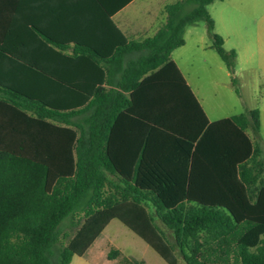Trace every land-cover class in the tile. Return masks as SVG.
<instances>
[{
  "label": "trees",
  "instance_id": "16d2710c",
  "mask_svg": "<svg viewBox=\"0 0 264 264\" xmlns=\"http://www.w3.org/2000/svg\"><path fill=\"white\" fill-rule=\"evenodd\" d=\"M212 1L165 5L166 21L156 33L127 47H43L53 61H64L65 76L58 68L34 66L31 47H5L0 41V264H68L113 217L168 264H177L178 255L185 264H264L259 110L246 107L209 123L169 58L184 44L185 27L203 20L211 48L234 73L236 53L213 31L207 10ZM140 48L147 54L100 66ZM168 67L204 121L192 139L140 111L165 108L146 93ZM231 83L241 97L233 76ZM123 113L141 115L187 145L181 152L186 178L174 177L160 163L146 165L147 175L138 165L133 176L108 177L118 168L110 157V132ZM206 136L207 178L197 179L194 160ZM116 254L110 250L108 257Z\"/></svg>",
  "mask_w": 264,
  "mask_h": 264
},
{
  "label": "crops",
  "instance_id": "0c3cea01",
  "mask_svg": "<svg viewBox=\"0 0 264 264\" xmlns=\"http://www.w3.org/2000/svg\"><path fill=\"white\" fill-rule=\"evenodd\" d=\"M176 1L0 0V41L5 47H31L29 53L35 58L34 66L58 68L57 72L65 76L61 70L66 66L64 61H53L49 51L45 55L43 47H106L107 51H110V47H127L129 42H139L152 37L166 21L165 5ZM6 36L11 38L5 41ZM179 48L182 47L173 49L169 58L197 99L208 122L229 117H208L199 97L174 57V52ZM147 52L146 48L134 49L109 61H102L100 66L113 67L121 61L124 64L146 55ZM159 69L160 66L154 71ZM160 74L156 85L146 94L148 100H155L165 108L162 110L142 108L140 111L148 117L164 121L169 127L184 132L188 139H192L201 127H204V121L191 106L183 87L174 83L178 78L174 69L168 67V71ZM118 77L119 75L115 74L112 78L116 80ZM46 90L51 91L50 87ZM258 110L259 133L264 144V105ZM167 131L158 124L146 121L141 115L121 114L110 132L109 142L110 157L118 168L110 170L108 177L119 181L124 176L122 173L133 176L138 165L140 173L147 175L146 165L160 163L166 165L174 177L186 178V158L181 152L187 145L177 141L176 136ZM194 162V178L206 179L207 136L198 145ZM110 250L117 251L112 258L108 257ZM160 260L166 262L148 242L121 219L113 217L85 252L81 255L73 254L68 264H161Z\"/></svg>",
  "mask_w": 264,
  "mask_h": 264
},
{
  "label": "rangeland",
  "instance_id": "374dc122",
  "mask_svg": "<svg viewBox=\"0 0 264 264\" xmlns=\"http://www.w3.org/2000/svg\"><path fill=\"white\" fill-rule=\"evenodd\" d=\"M207 10L213 19V31L223 39V47L236 53L234 73H228L211 48L212 40L203 20L185 29L184 44L174 52V57L208 117L222 118L242 113L246 107H263L264 0H214ZM232 76L237 79L241 97L234 91ZM177 257V264H185L181 256Z\"/></svg>",
  "mask_w": 264,
  "mask_h": 264
}]
</instances>
